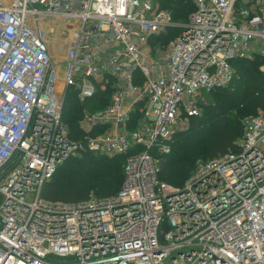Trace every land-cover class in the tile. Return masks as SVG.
<instances>
[{
  "label": "built area",
  "instance_id": "1",
  "mask_svg": "<svg viewBox=\"0 0 264 264\" xmlns=\"http://www.w3.org/2000/svg\"><path fill=\"white\" fill-rule=\"evenodd\" d=\"M159 1L0 0V264H264V111L182 186L157 178L158 155L230 84L231 62L264 57V0H190L186 23ZM110 81L109 104L73 139L66 91L87 105ZM85 152L124 156L117 193L42 199Z\"/></svg>",
  "mask_w": 264,
  "mask_h": 264
},
{
  "label": "trees",
  "instance_id": "2",
  "mask_svg": "<svg viewBox=\"0 0 264 264\" xmlns=\"http://www.w3.org/2000/svg\"><path fill=\"white\" fill-rule=\"evenodd\" d=\"M163 1L160 7L170 13L175 23H186L194 10L189 0ZM178 32V27L169 28L154 38L155 43L165 45ZM260 63L259 57L231 62L234 74L230 84L207 93L208 103L202 107V112L192 116L187 129L175 135L171 150L164 156L157 174L160 181L182 186L194 171L196 161L236 150V140L243 134V118L250 112L264 111V74L258 69ZM71 92L68 91L65 97L62 120L69 125L70 136L76 139L79 138L81 105ZM124 162L123 155L108 157L94 152L70 157L43 184L40 197L49 201L78 202L88 198L86 195L91 190L99 197L115 194L123 181Z\"/></svg>",
  "mask_w": 264,
  "mask_h": 264
},
{
  "label": "rangeland",
  "instance_id": "3",
  "mask_svg": "<svg viewBox=\"0 0 264 264\" xmlns=\"http://www.w3.org/2000/svg\"><path fill=\"white\" fill-rule=\"evenodd\" d=\"M163 1V0H162ZM162 1H159V3H158V6L160 7V4H161V2ZM190 1V0H189ZM164 2V1H163ZM191 2V1H190ZM161 8V7H160ZM158 45H160L159 43H157ZM51 46L53 47V45H52V43H51ZM163 46H165V45H160V49H162V47ZM250 56H252L251 58H248V59H254V57H259L260 58V60L262 61V63H260L259 64V66H258V69H259V71H261L263 74H264V57H262L263 55H261L259 52H254V53H252ZM113 84H111V81L109 82V85H107V86H105L104 88H102L100 85H97V87H96V99H95V101H92L90 104L88 103L87 105H82V104H80L81 105V108H80V111H81V118L79 119V121H78V130H79V133H78V136L80 137L82 134H81V124H82V122H83V120H84V117H85V114H89V113H92V112H94V111H97V110H99V109H102V108H104L105 106H107L108 104H109V102H110V100H111V95H112V93H113V91H114V89H113ZM70 91H72L71 93H74L75 94V97H76V100H77V93H76V91H73V90H70ZM66 93H68L67 91H66ZM98 93V94H97ZM67 95V94H66ZM207 95V94H206ZM206 95L203 97V100H202V107H205L206 105H207V103H208V99H207V97H206ZM204 110V109H203ZM259 111L260 110H258V111H254V112H250V113H248L244 118H243V120H242V131H243V129H244V123L246 122V120L250 117V116H254V115H257L258 113H259ZM202 112V111H201ZM200 112V113H201ZM189 124H190V122L189 123H187L186 124V126L181 130V131H183V130H185V129H187V127L189 126ZM66 128H67V130H68V132H69V130H70V128H69V125L68 126H66ZM73 130V129H72ZM179 132V131H178ZM177 134V133H176ZM241 138H238L237 140H236V143L238 144L239 143V140H240ZM166 155V154H165ZM165 155H158V158H159V164H160V166H161V163L164 161V156ZM79 157V156H78ZM108 157H112V156H109L108 155ZM204 162H206V160H204V159H199L198 161H196V164H195V168L199 165V164H201V163H204ZM188 178H186L185 179V181L187 180ZM184 181V182H185ZM163 183H165V184H167V185H170V186H174V185H171V184H168V183H166V182H164V181H162ZM89 196H95V197H99V194L98 193H96V192H94V191H90L87 195H86V197H89ZM0 199H1V197H0Z\"/></svg>",
  "mask_w": 264,
  "mask_h": 264
}]
</instances>
